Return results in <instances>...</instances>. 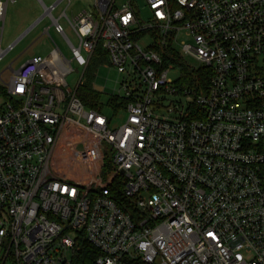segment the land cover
Masks as SVG:
<instances>
[{
  "label": "built area",
  "instance_id": "obj_1",
  "mask_svg": "<svg viewBox=\"0 0 264 264\" xmlns=\"http://www.w3.org/2000/svg\"><path fill=\"white\" fill-rule=\"evenodd\" d=\"M118 1L102 11L96 0L73 20L63 12L75 47L53 16L70 0H38L40 22L52 21L72 60L47 28L53 50L5 70L2 263L81 264L85 242L101 254L96 264H264V0H144L145 20L136 0ZM16 3L0 0V61L15 46L1 49ZM99 46L126 77L111 96L127 113L116 129L77 96ZM155 46L209 70L206 89L169 79ZM73 62L84 69L74 90Z\"/></svg>",
  "mask_w": 264,
  "mask_h": 264
},
{
  "label": "rangeland",
  "instance_id": "obj_2",
  "mask_svg": "<svg viewBox=\"0 0 264 264\" xmlns=\"http://www.w3.org/2000/svg\"><path fill=\"white\" fill-rule=\"evenodd\" d=\"M47 6L51 5L55 0H43ZM96 0H71V6L68 11H82L93 10ZM108 0H98V4L102 11L105 10ZM121 0L118 1V4ZM136 6V12L141 20H145L149 17V11L144 0H136L134 2ZM66 7V3L61 4L54 12L53 16L58 19L62 11ZM44 15V9L38 0H17L15 5H10L7 12L4 36L1 44V49L7 51L8 48L17 42L40 18ZM63 22V21H62ZM49 29V36L55 45L61 50L65 58L69 61L72 60V53L67 46L65 40L60 35L56 34L52 21L46 17L38 25L28 32L24 38H22L11 51H9L3 59L0 61V74L2 79L0 83L10 80L11 72H6L10 64H14V68L17 70L23 63H25L32 55L47 56L55 47L47 35L44 32ZM65 34L71 41V43L78 47V40L70 28L65 27ZM181 40H185L181 37ZM139 44L148 49L150 44L148 39L139 40ZM188 64V63H187ZM73 72L67 78L68 86L71 89H75L81 79L84 69L80 68L75 62L72 63ZM171 70L168 74V78L174 82H178L181 78V72L176 69L173 64H170ZM125 76L118 74L116 69L111 64L109 55L103 50L102 46H99L93 55V58L86 69L83 76V83L86 85H96L99 88H104L105 92L101 94L99 105L103 110V113L111 120V128L116 129L120 127L127 117L126 111L123 107L115 109L109 105V100L115 93H121V83L124 82ZM176 96H170L165 101L170 102L176 100ZM112 171L108 168L105 170V179L109 177ZM107 174V175H106ZM3 258V249L0 247V260ZM160 259L156 261V264H160ZM5 264H13L12 258L7 260Z\"/></svg>",
  "mask_w": 264,
  "mask_h": 264
},
{
  "label": "trees",
  "instance_id": "obj_3",
  "mask_svg": "<svg viewBox=\"0 0 264 264\" xmlns=\"http://www.w3.org/2000/svg\"><path fill=\"white\" fill-rule=\"evenodd\" d=\"M154 50L162 56L165 67H170V64H173L176 69L180 70L181 78L178 81L180 87L199 88L201 90L206 89L211 77V72L209 70L191 67L183 61L178 52L171 47L161 49L155 46ZM77 96L86 107L103 111L99 105L101 94L96 92L92 85H86L82 82L77 90ZM109 105L114 108H121L125 106V102L122 99L111 97ZM117 191L118 195H121V187L118 188ZM100 255L101 254L96 249L84 242L81 244L79 262L81 264H96V260ZM123 264L143 263L139 260L127 258L124 260Z\"/></svg>",
  "mask_w": 264,
  "mask_h": 264
},
{
  "label": "crops",
  "instance_id": "obj_4",
  "mask_svg": "<svg viewBox=\"0 0 264 264\" xmlns=\"http://www.w3.org/2000/svg\"><path fill=\"white\" fill-rule=\"evenodd\" d=\"M58 0H55L51 5H53V4H55L56 2H57ZM64 3H66V7L64 8V10L62 11V13H61V15L63 14V12H65V10H66V15H67V18L69 19V20H73V19H75V18H77L80 14H82L83 12H88V11H90V10H80V11H70L71 13L69 14L68 13V11H69V9H70V6H71V0H70V3H67V2H64ZM63 4V3H62ZM51 5H49V6H51ZM60 6V5H59ZM61 15L59 16V18L58 19H56V20H58V22H59V24L63 27V29H64V31H65V27L66 28H70L71 29V27H70V25H69V23L67 22V20L65 19V18H61ZM63 21V22H62ZM54 29V28H53ZM4 30H5V27H4ZM72 30V29H71ZM55 31V30H54ZM56 33V32H55ZM57 34V33H56ZM59 35V34H58ZM3 36H4V32H3ZM61 36V35H60ZM25 37V35L24 36H22L17 42H15L14 44L16 45L22 38H24ZM62 37V36H61ZM64 39V38H63ZM2 40H3V38H2ZM13 44V45H14ZM12 46V45H11ZM0 264H5V263H2V259L0 260Z\"/></svg>",
  "mask_w": 264,
  "mask_h": 264
},
{
  "label": "water",
  "instance_id": "obj_5",
  "mask_svg": "<svg viewBox=\"0 0 264 264\" xmlns=\"http://www.w3.org/2000/svg\"><path fill=\"white\" fill-rule=\"evenodd\" d=\"M40 19H42V18H40ZM40 19L24 35H26L28 32H30L32 29H34V27L40 22Z\"/></svg>",
  "mask_w": 264,
  "mask_h": 264
}]
</instances>
